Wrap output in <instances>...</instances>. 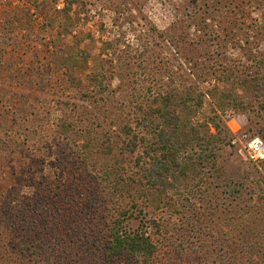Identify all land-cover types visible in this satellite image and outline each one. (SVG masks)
Here are the masks:
<instances>
[{
  "label": "rangeland",
  "instance_id": "374dc122",
  "mask_svg": "<svg viewBox=\"0 0 264 264\" xmlns=\"http://www.w3.org/2000/svg\"><path fill=\"white\" fill-rule=\"evenodd\" d=\"M68 1L0 0V220L7 208L20 209L43 192L48 214L61 207L36 236L54 227L60 233L52 239L64 237L62 219L77 211L71 223L81 214L91 241L100 235L98 226L104 229L102 215L87 209L86 198L79 201L83 213L75 210L77 203L71 208L70 195L79 200L93 162L89 169L98 173L100 192L107 179H122L129 193L116 198L110 214L131 209L130 227L140 220L149 227L159 246L158 264H264V163L252 165L242 152L246 142L264 134V95L255 97L248 83H239L256 71L264 78V0H77L67 17L61 11ZM103 43L110 48L102 51ZM69 55L81 57L75 67L67 68ZM231 74L243 108L221 113L209 93L214 86L228 88L224 77ZM191 84L205 94L193 123L209 122L214 110L229 134L217 143L215 168L206 163L196 178L167 189L170 205L156 210L160 188L140 182L150 158L136 163L151 142L140 120L154 99L180 94ZM64 121L72 123L74 134L63 132ZM133 133L137 148L129 153ZM89 143L93 154L86 159ZM98 170L107 173L105 180ZM237 182L243 188L233 200L224 185ZM84 234L34 251V264H103L80 247Z\"/></svg>",
  "mask_w": 264,
  "mask_h": 264
},
{
  "label": "trees",
  "instance_id": "16d2710c",
  "mask_svg": "<svg viewBox=\"0 0 264 264\" xmlns=\"http://www.w3.org/2000/svg\"><path fill=\"white\" fill-rule=\"evenodd\" d=\"M76 1L77 0H69L67 6L62 9L61 13L68 17L69 8ZM250 1L256 3L255 0ZM260 4L264 5V2L260 1ZM80 40L81 39L78 38L75 44H79ZM110 46V43H103L102 51L110 48ZM70 49L73 51V46H71ZM79 56H82V54ZM86 56H82L84 57L83 59L87 58ZM79 58L69 55L66 62L67 68L75 67L76 64L80 62ZM262 64H264V61ZM231 78H233L232 74L226 75L224 77L225 82L230 84ZM239 83H248L249 85H247L246 90L254 92L255 97L264 95V78L260 75L259 71L254 72L253 75H249L244 79H239ZM178 94L179 93L170 91L164 97L154 99V104L149 105L148 111L140 120L141 123H143V128L147 129L145 131L151 135V142L147 143L143 153L139 154V156L137 155L136 163H140L144 156L150 158L148 166L142 169L143 180H145V182H140L142 184L141 186L149 187V189L151 188L150 190H158L160 188L158 190L159 193L156 194L153 199L156 210L161 205H170V199L165 193L167 189L171 188L176 190L180 182L186 181L189 177L196 178V175L200 173V169H202L203 165L206 163L211 164L213 168H215L216 152L218 150L217 143L220 142V144H222L227 138V134H229V132L221 126L220 117L214 113V110L213 116L209 117L210 123L207 121L193 123L194 117L199 110H201L205 100V94L199 92L197 84L188 85L187 88H184L181 93ZM209 97L214 103L216 111L221 113H224L228 108L232 107L238 109L243 108L231 84L228 88L214 86L209 93ZM60 128H62L63 132L66 134H70L71 132L74 134L75 131L71 122L68 123L64 121V123L60 125ZM124 128H127L129 133L133 132L127 125ZM210 128H212L214 132H212ZM262 131H264V129H262ZM133 135L134 140L130 141L127 145L129 153H132L137 148L135 140L137 137L135 133H133ZM258 135L264 141V134L260 133ZM140 139L145 140L144 137ZM85 146H87V144ZM89 146L90 143L87 148L84 147V156L86 159H89L93 154ZM261 163L263 164L264 161ZM251 164L255 165L253 163ZM88 166L89 168L92 166L94 170L95 164L90 162ZM89 168L86 169V181L83 182L86 188L80 191L79 200L76 199L77 195H70L72 199L71 208L76 206L77 203L78 207L75 210H80V212L83 213V208H85V206L83 205L82 207L79 201L86 198L90 205V208L87 209L93 210L91 212L94 214L100 213V215H102L104 229H100L98 226V234L100 235L96 234V236L90 238L92 239L91 241L89 240L88 235L84 234L83 223H85V221L82 220L83 217L81 214H78V223H71V220H73L77 214V211H75V213L68 215V217H63L62 219L63 225L61 228L65 233L64 237L52 239L53 233H60L58 231L56 232L54 227L50 229L52 233L46 230L44 232L46 236L37 237L36 235L46 227V221L44 219L51 218L53 222V218L57 217V214L60 212L59 208L61 207L56 206L54 209L56 212L54 214L49 212L48 214L49 209L46 208L48 206V195L46 196L45 193L40 192L39 194H35L34 198L29 199L28 202H21L20 205L22 207L20 209L13 210V208H11L8 211L9 208H7L6 215L8 213V216L0 220V264H34L35 259L33 258L35 255H32L34 251L47 250L53 240H56L58 244L61 243V241L73 243L75 241V233L78 231L85 236V240H83L80 246L82 250L86 251L92 258L94 257L93 259L102 258L103 264H115L118 260L125 264H158L157 255L159 246L158 242L152 237V233L149 232V227L144 225V222L140 220V224L132 229L129 223V220L131 221L130 218L134 216L132 215L131 209H120L114 216L110 214L113 210L110 207L111 204L115 203L118 196L128 192L127 188L125 189L121 186L122 179L118 176L111 181L107 179V183L103 185V190L101 189L102 191L100 192V182H97L96 179L98 173H93L94 171H90ZM99 173L101 175L100 179L105 180L107 178V173L103 171ZM167 179L169 180L167 181ZM89 186H91L92 189H90ZM224 186L228 187L225 193L230 195L233 200L240 195L241 188H243L241 182L232 183V185L229 186L225 184ZM81 187L84 188L83 186ZM161 188L164 190L162 189V191H160ZM142 189L143 188L140 187L139 191L141 192ZM245 191L249 192L251 196L254 193V191H249L248 189ZM140 194L141 196L144 195L148 197L149 192ZM164 195L165 198L167 197L165 200L162 198ZM57 196L60 199L59 205L61 203L63 204L64 196L59 193H57ZM167 199L169 200L167 201ZM163 202L164 204H162ZM134 205L136 206V204ZM97 207L101 208L97 209ZM94 209H97L99 212H96ZM43 211H45V215L47 213L48 217L42 215ZM138 213L141 214V210ZM95 219L96 218H94V220ZM94 220H90V224L94 223ZM151 226L152 229L153 227L156 229L154 233L159 232V225L155 219L151 220ZM43 238H45L46 241H43ZM102 238L103 240L105 239V241L103 246L100 247ZM40 240L43 242L41 243ZM36 242L39 243V245L35 247L33 243ZM253 247L257 252V248L255 246Z\"/></svg>",
  "mask_w": 264,
  "mask_h": 264
},
{
  "label": "built area",
  "instance_id": "2783aa9c",
  "mask_svg": "<svg viewBox=\"0 0 264 264\" xmlns=\"http://www.w3.org/2000/svg\"><path fill=\"white\" fill-rule=\"evenodd\" d=\"M56 8L58 10L61 9L62 4L57 5ZM242 152L245 160L255 165H259L264 161V141L260 138L248 141L242 146Z\"/></svg>",
  "mask_w": 264,
  "mask_h": 264
}]
</instances>
